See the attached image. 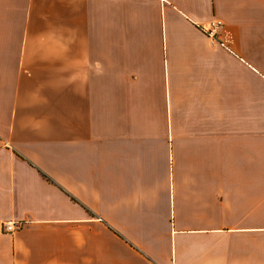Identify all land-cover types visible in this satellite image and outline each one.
<instances>
[{
  "label": "crops",
  "instance_id": "1",
  "mask_svg": "<svg viewBox=\"0 0 264 264\" xmlns=\"http://www.w3.org/2000/svg\"><path fill=\"white\" fill-rule=\"evenodd\" d=\"M0 264H264V0H0Z\"/></svg>",
  "mask_w": 264,
  "mask_h": 264
},
{
  "label": "built area",
  "instance_id": "2",
  "mask_svg": "<svg viewBox=\"0 0 264 264\" xmlns=\"http://www.w3.org/2000/svg\"><path fill=\"white\" fill-rule=\"evenodd\" d=\"M223 23L220 20H212L209 22L208 26L204 28L208 37L216 39V35L222 28ZM22 226L21 222H5L2 224V230L6 232H12Z\"/></svg>",
  "mask_w": 264,
  "mask_h": 264
},
{
  "label": "rangeland",
  "instance_id": "3",
  "mask_svg": "<svg viewBox=\"0 0 264 264\" xmlns=\"http://www.w3.org/2000/svg\"><path fill=\"white\" fill-rule=\"evenodd\" d=\"M219 34V33H218ZM218 34L216 35V38L218 37Z\"/></svg>",
  "mask_w": 264,
  "mask_h": 264
}]
</instances>
